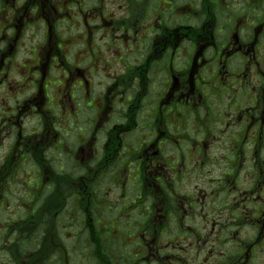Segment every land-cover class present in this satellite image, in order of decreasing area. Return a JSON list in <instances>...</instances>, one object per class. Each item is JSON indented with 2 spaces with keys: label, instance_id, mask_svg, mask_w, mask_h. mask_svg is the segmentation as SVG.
Wrapping results in <instances>:
<instances>
[{
  "label": "flooded vegetation",
  "instance_id": "obj_1",
  "mask_svg": "<svg viewBox=\"0 0 264 264\" xmlns=\"http://www.w3.org/2000/svg\"><path fill=\"white\" fill-rule=\"evenodd\" d=\"M0 264H264V0H0Z\"/></svg>",
  "mask_w": 264,
  "mask_h": 264
}]
</instances>
